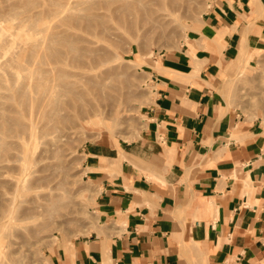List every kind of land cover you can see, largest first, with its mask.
<instances>
[{
    "label": "crops",
    "instance_id": "0c3cea01",
    "mask_svg": "<svg viewBox=\"0 0 264 264\" xmlns=\"http://www.w3.org/2000/svg\"><path fill=\"white\" fill-rule=\"evenodd\" d=\"M261 5L211 1L199 31L153 61L138 143L84 151L103 231L75 239L60 264H193L198 253L206 264L264 263V127L222 85L241 51L264 49Z\"/></svg>",
    "mask_w": 264,
    "mask_h": 264
},
{
    "label": "rangeland",
    "instance_id": "374dc122",
    "mask_svg": "<svg viewBox=\"0 0 264 264\" xmlns=\"http://www.w3.org/2000/svg\"><path fill=\"white\" fill-rule=\"evenodd\" d=\"M211 1L213 0H176V3H172L173 7L176 6L172 10L171 2L166 0L165 4L170 6L166 5L158 11L167 15L164 23L154 25L149 18L138 13L132 16L133 24H129L128 19L127 22L115 20L120 14L116 10L120 0H0L1 11H11L9 8L14 4L15 9L20 12L19 16L16 15L17 19L6 15L7 21L4 24L10 30L14 26L11 32H17L19 27L20 32L23 30V38L19 31L15 33L19 34L18 37L7 35L10 41L31 40L28 38L29 34L33 39H42L45 34L53 32L74 38H98V43L107 46L110 58L107 64L90 71L92 75H99L105 80L103 92L101 90L97 100L100 105L93 108L86 106L82 113L80 109H71L70 118L60 124L66 134L60 144L47 153L49 159L44 163L50 164L47 170L49 181H45L47 185L38 186L19 196L20 204L15 211L18 219H6L7 223L2 227L0 224V264H60L61 257L64 256L62 252L75 239L89 238L95 235L94 232L101 234L105 223L101 220L95 199L98 183L92 174L87 173V156L84 151L100 144L117 147L121 154L120 145L130 148L138 143L147 127V110L153 103V61L161 53L180 49L189 36L199 31L201 15L209 11ZM254 7L257 8L255 5ZM93 13H98L101 17L88 19V15ZM30 14L34 15L33 23L21 21L22 17L26 18ZM257 17L259 18H255L253 23L264 25V10ZM45 18L48 20L45 21V26L37 23L43 24L42 19ZM87 25L94 27L90 29ZM38 26H43L45 30ZM88 29L91 32L86 31ZM24 32L28 35H24ZM93 33H97L99 37H93ZM110 34L112 38H109ZM55 46H59L58 43H54L53 47ZM5 62L6 57L0 56V65L3 66ZM30 62L31 59L22 60L20 66L14 69L5 64L7 66L0 68V83L8 84L10 78L24 74L31 66ZM222 81L228 104L239 109L246 122L264 127V49L257 53L247 49L241 51L223 70ZM59 132L61 133L60 129L55 133ZM41 165L42 162L38 166ZM26 177L25 183L29 180ZM4 179L9 180L10 176L0 175V206L10 196L4 193L7 187L1 185ZM192 259L193 264H206L201 253L192 255Z\"/></svg>",
    "mask_w": 264,
    "mask_h": 264
},
{
    "label": "bare ground",
    "instance_id": "6f19581e",
    "mask_svg": "<svg viewBox=\"0 0 264 264\" xmlns=\"http://www.w3.org/2000/svg\"><path fill=\"white\" fill-rule=\"evenodd\" d=\"M169 2H171L173 9L170 8L174 10L176 6L173 7V4L176 3V0H169ZM165 3H167L166 0H120L116 8L120 14L114 19H122L124 22L128 21L129 24H133L132 16L138 13L149 18L154 25H162L167 15L165 13L160 14L158 11H161L166 5L170 6ZM176 5L178 6V4ZM109 8L113 9V7ZM9 9L11 11L8 12L0 10V56L6 57L5 64L8 65L4 64L3 66L8 68L10 66L14 69V67L20 66L22 60L27 61V59H31L29 64L31 66L24 74L14 75L15 77L10 78L8 84L0 83V175L5 176L8 174L10 176L9 180L4 179L1 182L2 187H7L4 193L10 195L7 197L6 202L0 206L1 227L6 225V219H18L15 211L20 204L19 196L38 186L47 185L45 181H49L47 170L50 166V164L44 165L46 159H49L47 153L63 140L66 133L61 129L60 124L70 118L71 109H80L82 113L85 111L84 107L86 106L93 108L100 105L97 100L105 86V80L101 79L99 75H92L90 71L107 64L110 60L107 46L98 43L99 39L97 37L99 35L97 33L99 31L91 34L97 38L96 40L84 38V36L74 38L71 35L54 32L45 34L44 37L41 36L42 39H33L30 34L24 32V35H28L31 40L26 41V39L25 42L23 40V42H20V40L10 41L7 35L18 37L19 34L16 35L15 33L20 32L18 29L22 22L17 26L19 27L16 28L17 32H11L14 26L10 30L4 24L7 21L6 15L9 14L12 15V18L13 16L16 18L19 11L15 9L14 4ZM262 10H264V6L260 9L259 14ZM88 16H90L88 19H99L101 17L98 13ZM142 19L140 22H142ZM25 20H28V23H33L34 15L30 14L26 18H21V21L25 22ZM43 20V24L38 21L37 23L45 26L44 23L48 20L46 18ZM39 26L38 28L43 27ZM87 27L90 26L87 25ZM87 27L84 28L87 29ZM111 27L110 29H112ZM31 29L29 30L31 31ZM90 29L86 31L91 32ZM43 30H45L44 27ZM22 32L23 30L20 32L21 35ZM110 37L112 38V35ZM24 38L26 37L24 36ZM54 43H58L59 46L53 47ZM77 43L82 44L78 45ZM3 66L0 65V68ZM107 70L109 71V69ZM109 88L111 87L109 86ZM59 129L61 133H55ZM41 162L44 166H38ZM25 177L29 178L27 183H25ZM55 199L57 200V198ZM71 253H74L73 250ZM4 258L6 257L4 256ZM6 264L8 263L6 262Z\"/></svg>",
    "mask_w": 264,
    "mask_h": 264
}]
</instances>
